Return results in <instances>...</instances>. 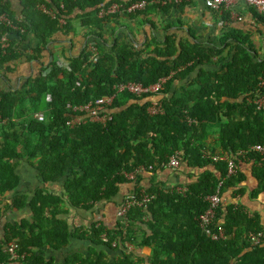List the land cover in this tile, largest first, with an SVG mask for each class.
Returning <instances> with one entry per match:
<instances>
[{"label": "trees", "instance_id": "obj_1", "mask_svg": "<svg viewBox=\"0 0 264 264\" xmlns=\"http://www.w3.org/2000/svg\"><path fill=\"white\" fill-rule=\"evenodd\" d=\"M18 1L22 6L20 12L12 9L10 0H0V16L6 17L0 18V74L14 72L25 57L22 46L29 35L36 38L37 44L32 56L24 59L37 60L41 66L18 89L0 88V200L8 203L0 206V220L11 208L30 215L4 223L0 262L12 264L3 249L9 240L16 241L18 254H26L13 264H56L48 252L63 251L73 239L114 251L124 246L111 247V242H101L102 234L109 241L122 244L129 239L137 243V232H141L143 241L137 245L142 242L151 248L148 264H264V240L251 247L244 238L249 232H264V228L256 217L248 214L240 200L244 192L243 175L237 170L227 176L225 160H213L204 154L208 150L207 127L220 122L217 146L211 147L210 153L217 148L233 157L237 165L253 161L259 186L252 195L264 192L263 156L252 152L244 157L236 155L264 144V109L254 103L259 79L264 77V61L237 47L230 59H219L223 60L219 69H200L190 89L181 96L168 98L163 90H167L173 78L182 79L197 67L210 64L218 52L181 47L178 55L173 42L168 40L164 48L155 49V54L148 56L131 52L117 41L106 53L105 45L95 42L94 63L86 48L67 65L46 63L43 59L48 43L57 30L72 28L73 17L79 18L81 25L95 28L99 32L91 33L101 38L106 21L135 15L144 9L98 18L101 7L114 2L127 6L135 0ZM39 5L53 10L55 16L38 10ZM60 18L65 20L64 24H60ZM4 36L7 46L1 47ZM183 66L184 70L177 71ZM173 71L180 73H175L160 90L162 113L147 112L149 95L123 92L116 95L109 109L112 118L105 125L85 121L69 128L65 124L73 115L66 109L67 103L80 104L110 95L119 83L136 81L148 85ZM37 112L44 114L43 122L33 119ZM221 116L226 118L225 122L220 121ZM174 154H179V165L185 163L202 172L189 183L165 188L142 189V175L135 181L123 176L137 167L148 170L150 165L154 172ZM22 159L37 171L43 184L32 195L15 190L19 183L15 171ZM221 180L220 196L224 200L229 192L231 202L224 201L216 209L212 225H222L227 237L215 240L200 230L197 217L209 208L207 199L216 192ZM59 182L61 188L56 185ZM126 183L133 184L128 196L142 191L153 196L146 207L131 208L108 229L100 219L80 226L69 221L66 215L74 209L99 212L107 203L122 205L125 199L119 198L120 188ZM131 255L126 251L121 262L137 264ZM64 263L106 264V261L103 253L90 249L89 255L68 254Z\"/></svg>", "mask_w": 264, "mask_h": 264}, {"label": "crops", "instance_id": "obj_2", "mask_svg": "<svg viewBox=\"0 0 264 264\" xmlns=\"http://www.w3.org/2000/svg\"><path fill=\"white\" fill-rule=\"evenodd\" d=\"M150 1L154 2L149 3L141 13L119 16L116 20L106 21L102 25L101 38H97L91 33L99 31L89 24V26L81 25L79 18L73 17L71 21L72 28L57 30L53 39L48 43V49L44 53L43 61H46V63L53 61L56 64L67 65L72 58L81 55L82 50H85L84 48L89 51L88 47L91 45L95 49V42L103 43L106 53L110 52L113 43L117 41L126 45L131 52L144 56L147 54L148 56V54H155L153 50L164 48L168 40L173 42L178 55L182 52L181 47L192 48L191 50L201 49L205 53L210 50L218 52L212 58L210 64L197 67L182 79L173 78L174 75L180 72L174 74L167 90H163L164 97L168 98L181 96L187 89H190V85L195 83L200 69L205 71L219 69L223 64V60L225 58L230 59L236 52L237 47L247 50L252 57L264 61V21L246 3L239 1L233 4V10L240 17V19H237L231 16L230 11L227 9L218 11L208 9L203 0H189L178 5L168 6L155 2L158 0ZM10 2L12 9L20 12L21 3L18 0H10ZM157 4L159 6H156ZM18 14L20 15V13ZM36 44V38L33 35H29L28 42L22 46L23 55L25 57L32 56V51L35 49ZM25 57H22L14 72H8L6 75L0 74V88L18 89L25 80L38 72L41 66L40 63L34 59L26 61ZM220 58H223V60H219ZM184 67L183 70L186 68ZM220 121L225 122L226 118L221 116ZM219 123L210 124L207 127L208 134L205 140L208 143V150L205 152L206 154L211 152V147L217 146L215 141L221 127ZM221 152L216 148L213 154H225ZM165 165L166 163L162 164L154 172L151 171L153 167L148 170L142 169V172L138 174L143 176L140 182L141 188H149L151 186L165 188L184 185L194 180L202 172L198 168L187 167L185 163H180L177 169H170ZM254 168L256 169V165L253 161H241L237 165V169L244 177V183L242 184L244 189L243 198L241 197L240 200L247 207L248 214L256 217L264 228V192H261L256 197L252 195V192L259 186ZM15 172L19 177V183L15 189L16 193L32 195L33 191L43 186L37 171L25 159L19 161ZM56 185L59 188L62 186L60 182L56 183ZM50 187L48 186V188ZM132 187L133 184L130 183L122 185L119 198L126 199ZM177 188L179 189V187ZM224 197L225 203L231 202L229 192ZM7 204L6 201L0 200V206L4 207ZM119 206L115 207V205L107 203L99 212L96 209V211L74 209L66 216L76 226L87 225L100 219L108 229L114 227ZM29 216L27 211H16L14 208L7 210L0 220V235L4 232L2 227L5 222L13 223L23 218H29ZM137 236V243L143 241V233L137 232ZM124 243H131L133 246L132 251H127L126 247L123 248L124 250L121 248L123 251L120 248L112 251L104 245L93 246L86 240L73 239L70 243L71 246L68 245L60 252H48V256L53 257L56 264H65V257L68 254L82 253L89 255L90 249H93L104 254L106 264H123L121 261L127 251L132 254L130 258L137 264H148V257L152 253L149 246L144 245L142 242L139 246L130 239ZM124 243L118 244L116 242V246H125ZM111 247L113 246L111 245Z\"/></svg>", "mask_w": 264, "mask_h": 264}, {"label": "built area", "instance_id": "obj_3", "mask_svg": "<svg viewBox=\"0 0 264 264\" xmlns=\"http://www.w3.org/2000/svg\"><path fill=\"white\" fill-rule=\"evenodd\" d=\"M185 1L189 0H158L155 2L160 3L161 5H178L181 3H184ZM244 2L251 8L255 10V12L262 18L264 19V0H203L205 6L210 9V10H221V9H227L230 11L231 16L234 18L240 19L239 15L233 10L232 6L234 3L237 2ZM154 1L150 0H135L131 2L129 5L124 6L123 3H118L114 2L110 4L109 6L101 7L100 10L98 11V18H104L105 16L109 15H114L117 13H130V12H135L139 11L142 9H145L146 6ZM63 5L61 4V7ZM37 9L40 10L41 12L48 14L50 17H54V11L53 10H48L44 5H39L37 6ZM1 19L6 20V17L4 14L0 16ZM60 24H64L65 20L63 18H60L59 20ZM7 46V39L4 37L1 38V47ZM89 51L92 53V57H90L92 63L96 62L97 59V53L95 49L90 45ZM183 69L179 68L177 71H181ZM176 71V72H177ZM176 72H171L167 77L162 76L160 77L156 82L150 83L148 85H144L140 82L132 81V82H125V83H119L116 84L113 88V93L110 95L102 96L100 98L94 99V100H89L88 102L85 103H80V104H66V109L70 111L73 115L70 116L65 124L69 128H74L75 126L84 123L85 121H90L92 123H98L101 125H105L106 122L111 120V115L109 114V109L111 108L114 99L116 95L126 92L131 95H137L141 96L142 94H147L149 95V104L147 106V112L150 115H155L163 112V106L161 99V92L160 90L163 89V84L167 82L169 78H171ZM263 90V92L261 91ZM254 103L261 109H264V77L259 79L258 83V89H257V94H256V99L254 100ZM33 119L38 121V122H43L45 117L42 112H37L33 114ZM256 153L261 156H263V162H264V144L262 145H255L251 147L248 151L244 152H238L236 153L237 157H244L247 155V153ZM206 157H210L213 160H225L227 163V176H230L232 174H235L237 169V163L235 162L234 158L228 155L227 153L223 155H214L211 153H204ZM179 154H174L171 156L168 161L166 162V167L170 169H177L179 167V159H178ZM163 164V163H162ZM161 164V165H162ZM164 165V164H163ZM148 169H152V165L148 167ZM142 172V168L137 167L134 172L131 173H123V176L125 177L126 180L128 181H135V178L137 177L138 174ZM222 185V180L219 181V185L217 187V190L215 193L211 194L207 201L209 203V208L207 210L200 214L197 217V222L200 230L205 233L207 236L210 237V239H225L226 233L225 229L223 228L222 225H218L217 227H214L212 225L214 223V218L216 214V209H218L225 200L222 199L220 196L219 190L220 186ZM153 196L149 195L147 193H144L143 191L140 192L139 194L136 193L135 195H130L128 196L124 203L119 206L116 212V216L118 219H122L125 217L127 212L131 208H135L136 206H142L146 207L147 203L151 201ZM246 242L251 246V247H256L260 245L263 240H264V232H249L244 236ZM100 241L103 243H112L111 245L113 247L116 246V241H109L108 237L104 234L100 236ZM124 247H126L127 251H132V244L131 243H124ZM17 248L18 245L16 241L14 240H9L6 243H4V251L8 255V262H11L12 264L16 261L23 260L25 258L26 254H18L17 253ZM0 264H8L7 262H0Z\"/></svg>", "mask_w": 264, "mask_h": 264}, {"label": "clouds", "instance_id": "obj_4", "mask_svg": "<svg viewBox=\"0 0 264 264\" xmlns=\"http://www.w3.org/2000/svg\"><path fill=\"white\" fill-rule=\"evenodd\" d=\"M118 219V218H117Z\"/></svg>", "mask_w": 264, "mask_h": 264}]
</instances>
